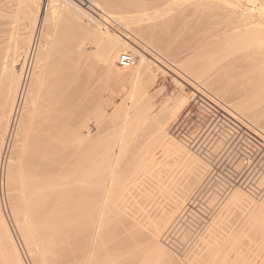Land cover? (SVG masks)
<instances>
[{
    "label": "bare ground",
    "instance_id": "1",
    "mask_svg": "<svg viewBox=\"0 0 264 264\" xmlns=\"http://www.w3.org/2000/svg\"><path fill=\"white\" fill-rule=\"evenodd\" d=\"M201 11L224 20L226 28L215 30L210 39H205L200 38L203 25H191L185 32L186 46L173 45L169 29L175 15L193 16ZM65 22L69 23V28ZM71 27V32L79 34L82 30L83 33L71 34L68 30ZM77 27L81 30H75ZM64 31L76 38L74 51L57 43L59 37H65ZM90 36L97 37L93 39L96 44L87 53L85 38ZM57 46L61 50L55 52ZM55 47L57 49L53 50ZM113 52L130 62L135 72L131 86L128 85L130 90L123 100L120 98L122 103L131 102L135 114L119 117L121 103L117 105L107 98L103 103L101 98L95 107V124L110 120L115 128L111 132L108 126L110 135L101 136L98 124L95 134L90 133L87 116L77 119L80 114H70V99L75 101L82 93L72 83L78 81V77L83 79L89 69L94 73L96 65L95 71L102 66L104 72L109 73L118 59L111 56ZM70 53L74 55L72 58ZM159 74H166L176 89L157 99L168 87L162 85L155 93H150L149 86L157 81ZM70 76L77 78L72 80ZM84 79L77 83L83 81V88L88 84L85 83L87 75ZM71 81L74 82L70 84ZM70 85L80 90L75 98L72 97L75 90ZM186 85L191 89L187 90ZM70 88L74 90L71 89L73 95ZM195 97L208 99L222 111L217 113L221 118L227 114L240 121L264 142V0H0V184L4 170L12 219L34 264H106L109 260L117 263L113 259H120L119 245L123 246L128 240L125 233V236L122 232L118 235L123 234L125 239L123 243L120 238V244L112 242L108 236V242L116 244H111L110 249L115 251L113 246H118L116 253L112 251L115 258L110 253L107 255V248L103 257L99 254L107 241L103 242L107 226L117 215L128 218L135 249H143L138 252L140 248L136 251L127 246L124 247L127 251L122 252V248L119 253L123 264H264V179L251 174L257 165L248 166L245 171L229 168L231 175L227 173L226 177L223 174L220 177L218 172L219 178H213L215 184L208 185L206 182L209 183L210 176L217 173L219 163L224 161L222 158L218 162L219 149L215 141L209 146L204 140L209 147H201L198 140H194L195 148L204 154L197 156V150L193 152V147L187 144L191 141L189 137L187 141L181 138L184 144L167 131L169 122L178 118L189 98ZM107 105L111 106V111ZM70 116L76 118L77 121L73 118L74 124H70ZM117 119L119 121H115ZM207 131L204 133L209 134ZM217 134L215 136L219 137ZM154 140L157 144L152 146ZM223 143L220 145L226 144ZM257 144L254 146L261 143ZM71 145L77 149L76 154L70 151ZM158 149L167 155L184 151L180 164L187 165L198 158L201 167L188 173L183 166L168 170L156 155ZM17 152L20 158L16 159ZM70 157H74L71 163ZM120 161L124 163L123 171L133 167L127 178L123 175V181L116 175ZM241 162L236 161V166ZM163 170L167 173L161 176ZM123 171H119L120 175L125 173ZM254 176L261 179V184H255ZM211 188L215 193H211ZM239 195L255 197L256 202H261L262 211H229L228 203ZM205 197L212 204L207 201L209 206L202 205ZM130 199L137 203L139 213L127 209L133 210V206L127 204ZM1 201L0 264H24L16 232L10 227ZM195 206L197 211H192ZM174 227L175 233L181 228L184 234L180 239L184 242L183 235L193 240L197 237L199 242L192 245L183 258L163 243L169 234L174 235L170 233ZM124 228L123 231L128 229ZM112 233L115 232L110 235Z\"/></svg>",
    "mask_w": 264,
    "mask_h": 264
},
{
    "label": "rangeland",
    "instance_id": "2",
    "mask_svg": "<svg viewBox=\"0 0 264 264\" xmlns=\"http://www.w3.org/2000/svg\"><path fill=\"white\" fill-rule=\"evenodd\" d=\"M43 1H45V0H43ZM175 12V10H171V13H174ZM67 25L69 24V23H67V22H65ZM65 23H63V25L65 24ZM71 24H73V23H71ZM70 24V25H71ZM62 25V24H61ZM191 25H203V29H202V31H201V37L200 38H205V39H210L215 33H214V31L215 30H219V31H221V28H226V22L224 21V20H222V19H217V18H214V17H212L211 15H209L208 13H206V12H200V13H198V14H196V15H193V16H185V17H182L179 13L178 14H176L175 15V17L173 18V22H172V25H171V27H170V29H169V33H170V41L173 43V45H176L177 43H180V44H182V45H185L186 46V43H187V40L185 41V32L186 31H188V27L189 26H191ZM73 26V25H72ZM63 27H67L66 25H64ZM73 27H76V25L74 24V26ZM73 27H71L70 29H68V30H70V33L71 34H74V32H76V31H74V32H71V29L73 28ZM65 28H63L64 30H65ZM68 28H69V25H68ZM78 28V27H77ZM75 29V30H78V31H80L79 30V28L78 29ZM60 29V28H59ZM61 30H62V28H61ZM73 31V30H72ZM82 31V30H81ZM80 31V33L79 34H77V32H76V34L77 35H80V34H82L83 32H81ZM62 31H60V33H61ZM65 32V31H64ZM63 32V33H64ZM70 33H66L65 32V37L63 36L62 38L61 37H59L58 38V40H57V43H59V44H61V46H62V44L64 45V46H67V50H69L70 49V52L71 51H74L75 50V48H74V43H75V40H76V38L75 37H73L74 35H71L72 36V38H70V40H69V37H71L70 36ZM68 35V36H67ZM61 36H62V34H61ZM76 36V35H75ZM77 37V36H76ZM75 38V39H74ZM79 38H80V36H79ZM78 38V39H79ZM90 39V40H88V39ZM87 38H85V41L87 42L86 43V45L87 46H85L86 48H87V53H89V50L91 51L94 47L93 46H95V44L96 43H93L94 41H93V39L94 38H92V36H90V38L89 37H87ZM97 38V37H96ZM96 38L94 39V40H96ZM72 39V40H71ZM77 39V40H78ZM92 39V40H91ZM89 42H88V41ZM59 41V42H58ZM92 41V42H91ZM105 41V42H104ZM102 40V42H104V43H106V41H107V39H105V40ZM61 42V43H60ZM108 42V44H109V41H107ZM101 43V42H100ZM93 44V45H92ZM101 44H103V43H101ZM107 44V43H106ZM107 44V45H108ZM99 45V44H98ZM150 45V44H149ZM64 46H63V49H64ZM97 46V45H96ZM103 45H101V47H102ZM106 46V45H105ZM152 47V46H151ZM57 48H58V50L57 51H55V52H58L59 50H61V47H58L57 46ZM56 47H55V49H53V50H56L57 49ZM60 48V49H59ZM99 48V47H98ZM105 48V47H104ZM100 50H101V48H99ZM106 49H108L107 48V46H106ZM106 49H104V51L106 50ZM103 50V49H102ZM52 52H54V51H52ZM78 52V51H77ZM70 55H71V58L74 56V55H72L71 53H70ZM33 56V55H32ZM32 56H31V59H32ZM90 56H91V54H90ZM112 57H118V55H116L115 56V53L113 52V55H111ZM122 56L120 55L119 57H118V59L116 58L115 59V65L112 67V69L109 71V73H107L106 74V72H104V69L102 68V66H100L99 68H100V70H99V68H98V73H97V71H95L96 69H97V67H98V65H96V63L94 62V64L96 65L95 67H94V73L91 71L92 69H89L88 70V74H86V73H84V74H86L87 75V80H86V87H85V85H84V88L81 86L82 84H84V83H82V82H80L79 84H77L78 82H79V80H83L84 78L86 79V75L85 76H83L84 78L83 79H81V77H73V76H70L71 78H74V79H72V80H75V78H77L78 79V81L76 80L75 81V83H72V82H74V81H71L70 82V84L72 83V84H74V85H76V86H74V87H77L78 89H80L81 90V92L82 93H84V91H86L87 92V94H86V92L84 93V94H86L85 96H84V94L82 95V93H81V98L76 94V92H78L79 94H80V90H76V88H74V87H72L71 85H70V87H72V88H70V91L72 92V90L75 92L74 94H75V96H72L73 98H75L76 97V95L79 97H77L76 99H75V101L74 100H72V99H70V114L73 116V115H77V114H80V115H78V117H77V119H79V117L82 115V116H87L88 118H89V120H88V126H89V129H90V133H94L95 134V132H96V130H97V128H96V125L98 124L99 126H98V128H99V130H100V135L101 136H106L105 134H109L110 135V133L112 132V130L113 129H115V128H113V124L114 123H111V121L110 120H103L102 122H100V123H97V124H95V121H94V116L96 115V113H95V107L102 101L103 103H104V100H105V98H107V99H111L112 101H114V102H116V104L118 105L119 104V102L121 103V104H119L120 105V109H119V113H117V114H119L118 116L119 117H121V116H127V117H129V115L131 114V113H134L135 114V108H134V106L131 104V102H128V103H122V101H120L121 99H122V97L126 94V93H128L127 92V90L129 89L130 90V88L131 87H129L128 85H130L131 86V78H133L134 77V75H135V72L134 71H132V69H131V65H130V62H128V61H125V63H124V61H121L122 60V58H121ZM90 57H89V55L87 56V59H88V61L90 62L91 61V59H89ZM127 62V63H126ZM91 63V62H90ZM93 63V62H92ZM91 63V64H92ZM94 64H93V66H94ZM128 64V65H127ZM127 65V66H126ZM96 68V69H95ZM102 69H103V72H100V71H102ZM92 72V73H91ZM130 73H132V75L130 74ZM94 75V76H93ZM94 77V78H93ZM97 79H96V78ZM80 78V79H79ZM84 79V80H85ZM71 80V79H70ZM94 80V81H93ZM130 81V82H129ZM127 82V83H126ZM123 85H122V84ZM166 86V85H168V87H167V89H164L162 92H160V94L159 95H157L158 97H157V99L158 98H164L166 95H168V94H170L171 92H174V90L176 89V86H175V84L173 83V82H171V81H168V79H167V75L166 74H159V78L157 79V81L155 82V83H153V84H151L150 86H149V90H150V93H155L156 91H157V89L159 88V87H161V86ZM79 86H81V87H79ZM122 86V88H120ZM186 86H188V85H186ZM124 87H128L127 89L126 88H124ZM72 89V90H71ZM82 89H84V91H82ZM186 89L188 90V89H191L190 88V86H188V87H186ZM128 90V91H129ZM167 90V91H166ZM166 92H168V93H166ZM215 93V92H214ZM72 95H73V92L71 93ZM70 94V95H71ZM118 96H117V95ZM120 94V95H119ZM217 96H219V94H217V93H215ZM161 95H162V97H161ZM163 95H164V97H163ZM127 96V95H126ZM101 98H103L102 100H101ZM121 98V99H120ZM125 98V97H124ZM196 98V97H195ZM192 99V98H189V100H188V102H187V104L182 108V110L180 111V113L178 114V118H176L175 120H172V121H170L169 122V124H168V126H167V131H169V134H171V136L172 137H174L176 140H178L179 139V141H182L183 139L184 140H188L189 138H190V142L189 141H187V144L189 143V146H190V148L191 147H193V149L191 148V150L193 151V150H197L195 147V144L194 145H192L191 146V142H195L194 140H196L197 141V143H200L201 144V147H207L208 146V144L210 143V142H212V144L214 145V143L216 144V147L219 149L218 150V162H220V161H222L221 159L223 158L224 159V161H222V162H220L219 163V166H218V168L219 169H217L218 171H217V173H214L213 175H209L210 177H212L211 178V180H209V183H208V181L206 182L208 185H214L215 183V181H214V179H215V177L217 176H220L219 174H221V176L220 177H222V174L226 177V176H228V174L230 173V175H231V170L229 169V168H234L236 171L238 170L239 171V169H240V171H242V169H243V171H245L246 169H247V167H245V165L243 166V165H241L242 164V162L240 161V160H242V158H240V156H242V153H247V152H245V150H250L249 152H251V154L252 155H249V157H250V159L252 160L251 161V165L252 164H254V161L256 162V160H257V162L255 163L257 166H256V169L255 170H252V175H258L261 179H264V153H263V148H264V142H261V140H259V138L256 136V135H254V134H252L251 133V131H249L248 129H246L243 125H241V122L240 121H236L234 118H232V117H230L229 115H224V116H222V118L225 120V121H227L226 123H223V119L218 115L219 113H222V111L221 112H219L220 111V109L218 108V109H216L217 107H215V106H210L208 103H209V101L208 100H206L205 99V101L203 100V101H200L201 103H202V105L201 104H199V103H197V102H195V100L197 99ZM127 99H128V97H127ZM126 99V100H127ZM123 100V99H122ZM73 101V102H72ZM124 101H125V99H124ZM206 101H208V102H206ZM126 102V101H125ZM123 104V105H122ZM205 104V105H204ZM121 105H122V107H121ZM125 105H126V107H125ZM203 106H205V107H203ZM207 106H209V108L207 107ZM212 107V108H211ZM106 108L108 109V111H111V110H109L110 108H111V106H109V105H107L106 106ZM121 108H124L123 110L124 111H122V109ZM207 109H209V110H207ZM134 112H133V111ZM216 111V112H215ZM73 112V113H72ZM219 112V113H218ZM77 113V114H76ZM215 113V114H214ZM218 113V114H217ZM216 115V116H215ZM0 116H1V113H0ZM72 116H70V119H72V121H71V123L70 124H74L77 120H76V118H74V117H72ZM229 116V117H228ZM245 116V115H244ZM243 116V117H244ZM212 117H213V119H212ZM216 117L218 118L219 117V120L218 119H216ZM226 117H228V119H231V120H228ZM76 120L74 123H73V121H74V119ZM81 118V117H80ZM245 118L247 119V117L245 116ZM217 120V121H215V120ZM25 120V119H24ZM220 120H223L222 122L220 121ZM234 120V121H233ZM115 121H119V119H117V120H115ZM176 121V122H175ZM231 121V122H230ZM232 121H233V123H232ZM211 122V123H210ZM217 122H218V124L219 125H217ZM237 122V123H236ZM208 123H210L209 125L212 127V125L211 124H213V123H215L214 125H213V127L210 129V131H209V125H208ZM228 123L229 124H231V126L230 127H232L231 129L227 126L228 125ZM235 123V124H234ZM108 124V125H107ZM223 124V125H222ZM225 124V125H224ZM227 124V125H226ZM204 127H203V126ZM208 125V126H207ZM223 126V128H222V126ZM237 125H238V127H237ZM110 127L111 126V128H109V130H111L112 128V130H111V132L109 133V132H107V127ZM117 126H119V125H117ZM207 126V127H206ZM218 127L217 129H215V127ZM236 128V130L238 131V132H236V131H234V127ZM116 127V126H115ZM201 127V128H200ZM203 127V128H202ZM225 127H227V130H226V128ZM206 128V129H205ZM208 128V129H207ZM220 128L221 129H223V131L226 133V135H225V133L223 134V131L222 130H220ZM224 128H225V130H224ZM244 128H245V131H247L249 134H247V132H244ZM106 131H105V130ZM124 129H126V127H124ZM205 129V130H204ZM213 129H215L216 131H213ZM219 129V130H218ZM229 129H230V131H232L231 133H229L230 131H229ZM239 129H241V130H239ZM103 130L106 132H103ZM108 130V131H109ZM197 130V131H196ZM199 130V131H198ZM208 130V131H207ZM114 131V130H113ZM128 131H130V129L128 128L127 129V132ZM195 131H196V133H195ZM201 131H203L202 132V134H201ZM205 131H207V133H209V134H206V133H204ZM213 131V132H212ZM102 132L104 133V135L102 134ZM240 132H242V133H240ZM130 133V132H129ZM200 133V134H199ZM210 133H214V134H212V136L210 135ZM217 133H219V135L217 134V136H222V135H224L223 137H220L221 138V142H224L223 144H225V145H227V144H229V145H227L226 146V150H225V145H220V143H219V145H217V143L219 142V137H216L215 135ZM222 133V134H221ZM235 134V137H234V134ZM239 133V134H238ZM193 134V135H192ZM196 134V135H195ZM206 134V135H205ZM221 134V135H220ZM242 136H241V135ZM244 134V135H243ZM190 135H191V137H190ZM199 135V136H198ZM202 135H203V137H204V139H202ZM209 135L211 136L210 137V139H208L207 138V136L209 137ZM213 135H214V137H213ZM228 135V136H227ZM230 135H232V136H230ZM251 135L254 137H252V139H251ZM230 136V138H228ZM239 136H241L240 138H239ZM110 137V136H109ZM186 137V138H185ZM189 137V138H188ZM215 137H216V139H215ZM232 137V138H231ZM181 138H182V140H181ZM188 138V139H187ZM219 138V139H218ZM223 138H225V140L223 139ZM249 138V139H248ZM256 138V140H254ZM193 139V140H192ZM202 141H201V140ZM215 139V140H214ZM223 139V140H222ZM227 139V140H226ZM228 139H231V140H228ZM249 141H248V140ZM208 143H206L205 141ZM242 140H245L244 142H242ZM199 141H201V142H199ZM213 141H215L214 143H213ZM226 141V142H225ZM229 141H231L230 143H231V145H230V143H228ZM235 141H237L238 143H236ZM252 141V142H251ZM184 144H186L185 143V141H182ZM234 142H235V144H234ZM249 143V145L247 144V143ZM254 142V143H253ZM261 144H260V143ZM204 143V145L202 146V144ZM207 145H206V144ZM244 143H246L245 145H244ZM260 144V145H258V144ZM151 144H152V146H155L156 144H157V142L154 140V142L153 141H151ZM211 144V143H210ZM209 144V146H213L212 144L210 145ZM238 144L240 145V146H238ZM254 144H257L258 146H254ZM263 144V145H262ZM206 145V146H205ZM232 145H234V147H232ZM249 147H248V146ZM208 146V147H209ZM220 146V147H219ZM231 146V148H230V150H232V151H230V150H228L229 149V147ZM238 146V148L239 147H242V146H245L246 148H248V149H246L245 147H243V149L242 148H235V147H237ZM263 146V147H262ZM223 148V149H222ZM244 148H245V150H244ZM252 148V149H251ZM253 148L255 149V150H253ZM242 149V150H241ZM73 151V153L74 154H76L75 153V150H77V149H74L73 148V146L71 145V149H70V151ZM78 150H79V148H78ZM80 150H81V148H80ZM221 150V152H222V150H225V151H223V153H221V152H219ZM234 150V151H233ZM240 150V151H239ZM261 150V151H260ZM195 151H193V152H195ZM198 152H199V150H197ZM195 152L196 153V155L197 156H203L204 154H202L201 152H199V154H198V152ZM240 153H239V152ZM241 151H243L242 153H241ZM258 151V152H257ZM78 153H80L79 151H77ZM228 153L227 154V156H225V153ZM234 152V153H233ZM72 152H70V154H71ZM184 153V151H178V152H173V153H171V154H169V155H167V154H163L162 153V151L160 150V149H158V151L156 152V155L158 156V158H160L161 159V163L164 165V166H166L167 168H168V170L169 169H173V168H175V169H177V167L178 166H183V168L185 169V170H187V172L186 173H188V172H191V171H195V170H197L199 167H201L200 166V163H201V160L200 159H195V160H193V161H190L187 165H182V164H180L179 163V159H180V155H182ZM220 153H221V156H220ZM231 153H233L234 155H231ZM236 153H238L239 155H237ZM255 153H257V154H255ZM263 155H262V154ZM16 154H18V152L17 153H15L14 155H15V158L17 159V157L18 158H20V155H16ZM255 154V155H254ZM73 155V154H72ZM236 155H237V157H236ZM260 155H261V157H260ZM71 156V155H70ZM74 156V155H73ZM224 156H225V158H224ZM231 158H230V157ZM238 156H239V158H238ZM252 156H254V158L252 157ZM204 157H206V158H208V160H210V158L209 157H207V156H204ZM234 157H236V159H233ZM259 157L261 158V159H259ZM230 160H229V159ZM72 159H74V157H70V163H71V160ZM229 160V162L227 161V160ZM254 159V160H253ZM256 159V160H255ZM263 159V160H262ZM235 161V162H233V161ZM227 163H226V162ZM236 161H239V163L241 162V164H237V166H236ZM15 162H17V160L15 161ZM232 163V164H229V163ZM262 162V163H261ZM119 164H118V166H117V170H119V171H123V166H124V163L123 162H118ZM235 163V164H234ZM260 163V164H259ZM123 164V165H122ZM210 164V163H209ZM259 164V165H258ZM122 165V166H121ZM126 165H128V164H126ZM126 165H125V167H126ZM130 165V164H129ZM224 167H223V166ZM230 167H229V166ZM234 165V166H233ZM241 165V166H240ZM119 166L121 167V168H119ZM185 166H187V167H185ZM236 166V167H235ZM240 166V167H239ZM243 166V167H242ZM226 167V168H225ZM119 168V169H118ZM220 168H223L221 171H220ZM228 168V169H227ZM237 168V169H236ZM122 169V170H121ZM126 169H129V170H126ZM124 168V171H123V173L124 174H122L121 173V175H120V172L119 171H117L119 174H116L117 176V179L119 178V180L120 181H123V180H125L124 179V177L125 178H127L130 174H131V170H133V167H132V165H131V167L129 166V168L127 167V168ZM234 169L232 170L233 172H234ZM245 169V170H244ZM226 170V173L224 174V171ZM229 170V171H228ZM116 172V173H117ZM127 172V173H126ZM218 172H219V174H218ZM220 172H222V173H220ZM5 172H4V170L2 171V176H1V181H3L1 184H0V195L2 196H0V199L3 201H1L2 203V208H3V211L5 212V215H6V217H8L7 218V220H8V222L10 223V227H11V229H13V232L15 233V235H16V239H17V241H18V244L20 245V249L22 250V252H23V255H24V257H25V263L24 264H34L33 263V261L31 260V258H29V256H28V253H27V247H26V245L24 246V244H23V241H22V239L20 238V236H19V234L17 233V229H16V226H15V224H14V222H13V219H12V212H11V209H10V198L8 197L9 195L7 194V189H6V183H5V180H4V178H5V174H4ZM167 173V170H163L162 172H161V176H164L165 174ZM228 173V174H227ZM127 174V175H126ZM215 174H218V175H215ZM227 174V175H226ZM121 177H120V176ZM123 175H125L124 177H123ZM215 175V176H214ZM127 176V177H126ZM224 176H223V178H224ZM256 177V176H254V177H256L255 178V180L252 178V180L254 181V182H256L255 184H258V183H260V181H261V179L259 178V177ZM121 178V179H120ZM214 178V179H213ZM219 178V177H218ZM123 179V180H122ZM213 179V180H212ZM259 179V180H258ZM264 181V180H263ZM117 182V181H116ZM115 182V183H116ZM212 182V183H211ZM258 182V183H257ZM264 182H262V187L264 188V184H263ZM261 184V183H260ZM116 185H117V183H116ZM212 185V186H213ZM209 191V190H208ZM210 191H211V193H215V190H214V188H213V190H212V188L210 189ZM209 191V192H210ZM209 192H207V194L209 193ZM239 196H241V197H239ZM237 198H234L233 200H231L230 201V203H228V205H229V211H262V207H261V202L260 201H257L256 202V198L255 197H250V196H248V195H239ZM201 197V196H200ZM199 197V198H200ZM204 199V197H201V199ZM209 199V198H208ZM208 199H206V197H205V202L202 200V202H203V204H202V202H201V204L202 205H204L205 203H206V205H207V203L209 202V204H212V203H210L211 201H208ZM196 201H197V203H198V205H199V203H200V201H199V199H196ZM199 201V202H198ZM208 201V202H207ZM131 202V203H130ZM219 202V201H218ZM218 202L216 203V204H218ZM127 204H129L128 206L130 207V205L131 206H133V210H132V208L130 207V208H127V209H131V211L132 212H134L135 214H137V213H139V211L137 210V203H135L134 201L132 202L131 201V199H130V201H128L127 202ZM133 204V205H132ZM198 205H196L197 207H198ZM196 206H195V208H191L192 209V211H197L196 210ZM207 206H209V205H207ZM207 206H205L204 207V209L206 208V210L208 209V207ZM212 206V205H211ZM213 207H216V205H214ZM212 209H214V208H212ZM127 211V210H126ZM214 211V210H213ZM141 212V211H140ZM151 212H154V211H151ZM122 215H119V217H118V215H117V218H112L111 220H110V223H109V225L107 226V233H106V235H107V237H106V239L105 240H103V242H105L106 240V244H104L105 246H104V248H102V252L101 253H99L101 256L104 254V252L106 251V249L105 248H107V251H106V253H107V255H109V253H110V255L112 254L113 256H112V258H115V254H113V252H117L118 250H117V247L118 246H116V248H115V246H113V249H116L115 251H113V250H111L110 248H112V246H110L111 244H112V242H117V243H121L122 242V240H124L123 241V243L125 242V239H127L128 238V240H130V241H126L125 243H124V245L123 246H121V245H119V248L118 249H122L123 248V251L122 252H126L127 251V249L128 248H130V250H131V248L133 249V250H136L137 251V249L139 250V248H140V250L138 251V252H140V251H142L143 249H142V247H137V249H135V243H134V239H133V234L131 233L132 231H131V228H130V226H129V224H127V221H128V218L127 217H125V216H122ZM127 220H126V219ZM191 221H192V219H190ZM126 222V223H125ZM194 222V221H193ZM128 223H129V221H128ZM118 226H117V225ZM127 224V225H126ZM121 225V226H120ZM126 227H125V226ZM182 225H183V223H182ZM128 226V227H127ZM116 227H118L119 228V230H118V228H116ZM128 228L125 232L123 231V229L122 228ZM177 227V226H176ZM176 227H174V229H172L171 231H170V233H172V232H174L173 234L174 235H172V234H169L170 236H168V237H170L169 239H168V237L166 238V239H163V243L168 247V248H170L171 250H173V251H175V253L178 255V257L179 258H183V256H184V254H186L189 250H190V248L191 247H193L192 245H197V243H199L198 241H197V237H195L194 238V240H195V242H193L194 240H193V237H188V238H186V235H183V238L184 239H186L185 240V242H184V240H182V238L180 239V236L182 235V234H184V233H182V230H181V228L180 229H176L177 230V232L175 233V228ZM116 228V229H115ZM124 228V229H125ZM177 228H179V227H177ZM200 228V227H199ZM121 230V231H120ZM128 230L130 231V232H128ZM179 230H181V232H179ZM119 231V233L117 234V232ZM111 232H115V233H112L111 235H110V233ZM120 232H122L123 234L125 233L126 235H128V236H125V234H124V236H125V239H124V237H123V234H122V236L120 237V236H118V235H120ZM128 234H127V233ZM130 233H131V236H130ZM178 233V234H177ZM196 233V232H195ZM167 234V235H168ZM180 234V235H179ZM112 235H115V238H117L116 237V235L118 236V238L115 240V238H113V236ZM108 236H110V240L112 241H110V242H108ZM112 236V237H111ZM188 236V235H187ZM127 237V238H126ZM132 237V238H131ZM182 237V236H181ZM113 238V239H112ZM120 238H122V240L120 241ZM129 238H131V239H129ZM174 238V239H173ZM176 238V239H175ZM190 238V239H189ZM118 239H119V241L120 242H118ZM133 239V242L131 241ZM167 239H168V241H167ZM172 239H173V242H174V244H173V242H172ZM179 239V240H178ZM193 242V243H190L191 241ZM199 240V239H198ZM166 241V242H165ZM183 243H182V242ZM189 241V243H187ZM108 242V243H107ZM130 242L132 243V244H130ZM169 242L171 243L172 242V244L170 245L169 244ZM180 242V243H179ZM110 243V244H109ZM115 243H113L112 245H116ZM122 243V244H123ZM134 243V244H133ZM182 243V244H181ZM187 243V244H186ZM195 243V244H194ZM126 244V245H125ZM177 244V245H176ZM181 244V245H180ZM189 244V245H188ZM108 245V246H107ZM174 247H173V246ZM180 245V246H179ZM186 245V246H185ZM191 245V246H190ZM110 246V247H109ZM128 246V247H127ZM132 246V247H131ZM190 246V247H189ZM26 247V248H25ZM124 247H127V249L125 250V248ZM176 247V248H175ZM178 247V248H177ZM183 247H185L184 249H186L187 250V248H189L187 251H185V250H183ZM187 247V248H186ZM175 248V249H174ZM181 248V249H180ZM196 247L194 246V249H195ZM104 249V250H103ZM179 250V251H177V250ZM193 249V248H192ZM191 249V251H193ZM108 250L110 251V252H108ZM119 250V252H121ZM181 250L183 251V252H181ZM113 251V252H112ZM129 251V250H128ZM112 252V253H111ZM115 252V253H116ZM118 252V254L117 255H119V260H116V259H113V260H115V261H117V263L119 262V264L121 263V264H123L121 261V257H120V253ZM121 252V253H122ZM105 253V254H106ZM103 257V256H102ZM111 258V259H112ZM117 259H118V256H117ZM106 262V261H105ZM115 264L116 262H112V261H110L109 260V262H106V264ZM116 263V264H117ZM105 264V263H104ZM164 264V263H163Z\"/></svg>",
    "mask_w": 264,
    "mask_h": 264
},
{
    "label": "built area",
    "instance_id": "3",
    "mask_svg": "<svg viewBox=\"0 0 264 264\" xmlns=\"http://www.w3.org/2000/svg\"><path fill=\"white\" fill-rule=\"evenodd\" d=\"M123 61V60H122ZM125 62V61H124ZM206 98H202V97H197V99L195 100V102H197V103H199V104H201V102L200 101H203V100H205ZM206 100H208V99H206ZM199 101V102H198ZM209 101V100H208ZM209 105L210 106H216V105H214L211 101H209ZM217 107V106H216ZM218 108V107H217ZM224 114H226V113H224ZM224 116V115H223ZM192 145L194 144V142H192L191 143ZM245 152H248L247 150H245ZM249 155H251V153L250 152H248V153H242V156H241V158H242V163L245 165V167H248V166H251V160H250V157H249ZM252 165H256L255 163L254 164H252Z\"/></svg>",
    "mask_w": 264,
    "mask_h": 264
}]
</instances>
